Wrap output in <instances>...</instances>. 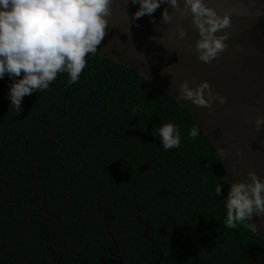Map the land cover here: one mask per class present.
I'll return each instance as SVG.
<instances>
[{
	"label": "trees",
	"instance_id": "1",
	"mask_svg": "<svg viewBox=\"0 0 264 264\" xmlns=\"http://www.w3.org/2000/svg\"><path fill=\"white\" fill-rule=\"evenodd\" d=\"M68 79L18 113L0 79V264H264L252 226L224 224L228 174L174 97L97 54ZM168 122L181 144L165 150Z\"/></svg>",
	"mask_w": 264,
	"mask_h": 264
},
{
	"label": "water",
	"instance_id": "2",
	"mask_svg": "<svg viewBox=\"0 0 264 264\" xmlns=\"http://www.w3.org/2000/svg\"><path fill=\"white\" fill-rule=\"evenodd\" d=\"M181 3L178 0V5ZM205 3L230 17V26L223 30L229 34L227 47L210 63L196 59L193 45L198 35L191 27L190 16L181 18L169 5L162 4L151 16L133 20L138 5L131 0H111L106 35L94 54L133 70L174 97L217 150L233 182H247L249 171L264 179V131H256L253 125L255 117L264 116V33L260 26L264 0ZM165 8L173 15L169 23L162 21ZM177 24L186 33L183 39L178 37ZM193 78L196 83L207 81L212 92L224 96L226 102H214L215 110L209 113L204 107L180 100L179 84L188 81L192 87ZM249 223L264 242V215L253 214ZM100 263L124 264L106 258Z\"/></svg>",
	"mask_w": 264,
	"mask_h": 264
},
{
	"label": "clouds",
	"instance_id": "3",
	"mask_svg": "<svg viewBox=\"0 0 264 264\" xmlns=\"http://www.w3.org/2000/svg\"><path fill=\"white\" fill-rule=\"evenodd\" d=\"M131 2L138 5L132 14L133 20L151 16L162 4L169 5L181 18L190 16L191 27L198 35L193 45L198 61L210 63L227 47L225 41L229 34L223 30L230 26V17L219 14L205 0H182L180 5L178 0ZM110 4L111 0H0V79L7 74L11 81L6 98L16 113L21 110L26 95L48 89L58 74L66 73L69 84L78 81L86 66V56L96 53L106 35ZM161 16L164 23L173 20L166 8ZM176 32L181 39L186 35L179 24ZM14 77L19 79L13 80ZM192 85L190 87L188 81L179 84L180 100L204 107L209 113L215 110L214 102H226L224 96L212 92L207 81L196 83L193 78ZM132 111L135 113L136 107ZM253 125L256 131H264V116L255 117ZM153 130L165 150L180 146L181 132L172 122ZM198 135V127L188 132L189 138ZM221 153L224 154L223 149ZM247 177V182H233L229 176L224 178V183L230 185L224 198L227 213L224 224L229 229L240 224L250 227L253 214L264 215V179L252 171ZM214 192L220 194V183L216 184Z\"/></svg>",
	"mask_w": 264,
	"mask_h": 264
}]
</instances>
